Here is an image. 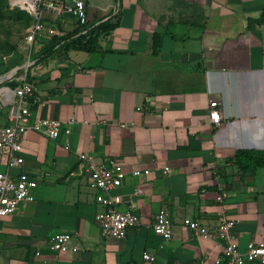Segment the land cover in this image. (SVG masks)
I'll return each instance as SVG.
<instances>
[{
  "label": "crops",
  "instance_id": "1",
  "mask_svg": "<svg viewBox=\"0 0 264 264\" xmlns=\"http://www.w3.org/2000/svg\"><path fill=\"white\" fill-rule=\"evenodd\" d=\"M84 2L89 26L118 23L95 51L60 45L40 59L54 37L80 27L67 12L44 11L46 29L33 32L24 63L0 68V127L9 124L5 93L23 80L34 86L32 121L76 119L56 140L24 133V162L12 173L36 176L38 185L33 202L0 218V264H214L222 244L182 221L214 227L221 213L237 222L241 252L264 243V168L243 175L232 162L240 150L264 151V23L249 27L264 0ZM212 100L221 103L216 128ZM82 154L115 159L127 172L150 170L113 190L120 209L131 205L141 220L122 239L101 235L103 207ZM161 208L174 225L168 241L152 229ZM56 232L72 233L75 248L50 251Z\"/></svg>",
  "mask_w": 264,
  "mask_h": 264
},
{
  "label": "built area",
  "instance_id": "2",
  "mask_svg": "<svg viewBox=\"0 0 264 264\" xmlns=\"http://www.w3.org/2000/svg\"><path fill=\"white\" fill-rule=\"evenodd\" d=\"M21 9L27 10L36 20L33 32L46 29L41 21L44 11L67 12L73 16L80 26L88 25V14L84 0H11ZM53 34V29H47ZM34 86L23 80L14 89L5 93V104L11 105L9 124L0 127V218L14 214L18 208L26 202L35 200L34 189L37 187V177L26 172L13 174L12 170L21 167L24 162L21 156L23 151L22 140L27 131L36 132L44 137L56 140L65 132L70 133L76 122L75 117L62 122L56 119L43 118L31 120ZM209 121L213 127H219L222 123L221 103L212 100L209 103ZM80 159L88 166V185L96 191V202L103 210L96 215L101 235L104 238L113 237L122 239L131 228L140 225V216L131 205L120 209L123 202L120 195L113 194V190L123 185L130 174L132 177L148 176L149 169L133 170L127 172L122 163L115 159L96 162L86 154L80 155ZM170 173V169H166ZM135 195L144 194L142 188L135 190ZM217 200L223 202V197ZM182 225L195 235L215 240L222 244V253L216 258L214 264H264V243L250 242L247 250L239 249L238 235L235 232L237 222L221 213L218 223L209 227L198 220L185 218ZM173 223L166 208H161L155 215L152 226L153 232L163 240H171L174 236ZM47 248L52 252L67 253L72 251L73 234L69 232H56L49 237ZM143 260L153 262L154 256L143 254Z\"/></svg>",
  "mask_w": 264,
  "mask_h": 264
},
{
  "label": "rangeland",
  "instance_id": "3",
  "mask_svg": "<svg viewBox=\"0 0 264 264\" xmlns=\"http://www.w3.org/2000/svg\"><path fill=\"white\" fill-rule=\"evenodd\" d=\"M35 24L36 20L27 10L11 3V0H0V68L5 65L10 69L24 63V56L31 47L29 44L33 39ZM9 106L7 113L11 110Z\"/></svg>",
  "mask_w": 264,
  "mask_h": 264
},
{
  "label": "trees",
  "instance_id": "4",
  "mask_svg": "<svg viewBox=\"0 0 264 264\" xmlns=\"http://www.w3.org/2000/svg\"><path fill=\"white\" fill-rule=\"evenodd\" d=\"M262 23H264V11L258 19L249 20V27L253 28ZM117 24L111 23L110 20L100 21L90 26H80L74 33L62 37H54L51 43L41 52L40 59L51 56L55 48L60 45H63L64 48L73 46L87 52H93L96 49L100 37L110 32ZM157 47H155L154 51H156ZM232 162L239 167L240 173L243 175L248 172H253L258 168H264V151L240 150L236 153Z\"/></svg>",
  "mask_w": 264,
  "mask_h": 264
}]
</instances>
